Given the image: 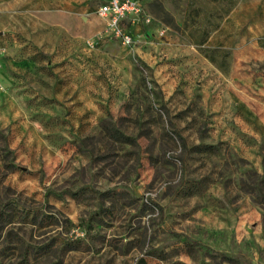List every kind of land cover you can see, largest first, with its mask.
Masks as SVG:
<instances>
[{
    "label": "rangeland",
    "instance_id": "374dc122",
    "mask_svg": "<svg viewBox=\"0 0 264 264\" xmlns=\"http://www.w3.org/2000/svg\"><path fill=\"white\" fill-rule=\"evenodd\" d=\"M106 1L0 0V264H264V0Z\"/></svg>",
    "mask_w": 264,
    "mask_h": 264
},
{
    "label": "built area",
    "instance_id": "2783aa9c",
    "mask_svg": "<svg viewBox=\"0 0 264 264\" xmlns=\"http://www.w3.org/2000/svg\"><path fill=\"white\" fill-rule=\"evenodd\" d=\"M98 14L106 21L104 37L115 38L129 47L135 44L136 38L132 26L127 25V20H132L133 25L140 20L145 24L152 21L140 0H107L100 5ZM1 53L3 51H0ZM1 67L0 61V69Z\"/></svg>",
    "mask_w": 264,
    "mask_h": 264
},
{
    "label": "trees",
    "instance_id": "16d2710c",
    "mask_svg": "<svg viewBox=\"0 0 264 264\" xmlns=\"http://www.w3.org/2000/svg\"><path fill=\"white\" fill-rule=\"evenodd\" d=\"M222 0H214V2H216V3H220ZM223 2H228V3H230L229 4V6L228 7H226V12H225V14L224 15H228L230 12H231V10L235 7V5H236V0H223ZM224 17V16H223ZM219 25H217L215 28H217ZM206 42V37H203L199 42H198V44H203V43H205ZM259 45L261 46V47H263L264 48V38H262V39H260L259 40ZM214 61V60H213ZM113 133V137H115V139H118V140H120V139H122L124 136L123 135H121L120 134V132L119 131H113L112 132ZM124 139H126V138H124Z\"/></svg>",
    "mask_w": 264,
    "mask_h": 264
},
{
    "label": "crops",
    "instance_id": "0c3cea01",
    "mask_svg": "<svg viewBox=\"0 0 264 264\" xmlns=\"http://www.w3.org/2000/svg\"><path fill=\"white\" fill-rule=\"evenodd\" d=\"M132 30H133V32H134V34H135V25L132 26Z\"/></svg>",
    "mask_w": 264,
    "mask_h": 264
}]
</instances>
